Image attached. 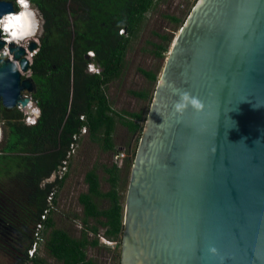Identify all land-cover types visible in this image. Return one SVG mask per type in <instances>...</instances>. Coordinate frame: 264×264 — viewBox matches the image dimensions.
<instances>
[{
	"label": "water",
	"instance_id": "1",
	"mask_svg": "<svg viewBox=\"0 0 264 264\" xmlns=\"http://www.w3.org/2000/svg\"><path fill=\"white\" fill-rule=\"evenodd\" d=\"M12 11L0 0V15ZM9 48L29 72L24 48ZM10 69L0 59L5 108L36 93ZM183 91L204 108L176 113ZM119 264H264V0H197L173 38L131 167Z\"/></svg>",
	"mask_w": 264,
	"mask_h": 264
},
{
	"label": "trees",
	"instance_id": "2",
	"mask_svg": "<svg viewBox=\"0 0 264 264\" xmlns=\"http://www.w3.org/2000/svg\"><path fill=\"white\" fill-rule=\"evenodd\" d=\"M157 1L160 0H31L43 18L42 34L38 36L40 50L30 62V77L36 85V93L31 98L41 109V115L36 125L28 126L17 107L0 105V122L5 133L0 150V176H9V182L18 186L15 196L33 217V222L43 225L44 252L57 264H98L87 257V251L106 247L100 238L115 242L116 247L121 245L126 200L123 180L127 178L126 168L133 165L136 149H126L132 156L123 163L114 160L104 166L110 185L106 192L102 190L97 168L86 172L88 192L79 199L84 227L79 237L59 228L54 212L45 220L42 216L50 209V197L57 204L58 193L69 176V171L63 175L60 171L65 162L70 170L73 155L68 156L76 142L74 137L84 127L88 129L85 136L106 153L120 151L114 137L117 124L126 127L132 135L138 134L140 139L146 117L143 109L117 110L112 107L107 91L121 76L130 43ZM165 17L175 28L185 20L175 14ZM121 27L123 36L119 34ZM154 34L158 39L151 43L150 52L159 60V65L155 69L138 68L151 82L158 80L173 40L172 32ZM89 51L95 53L91 60L98 65L99 75L86 71ZM129 93L143 100L152 98L145 89ZM53 175H56L55 181L44 184L45 178ZM106 200L109 205L103 209L100 203ZM29 238L23 253L26 259L19 264H47L41 256L27 258ZM115 257L119 261L120 251L115 252Z\"/></svg>",
	"mask_w": 264,
	"mask_h": 264
},
{
	"label": "rangeland",
	"instance_id": "3",
	"mask_svg": "<svg viewBox=\"0 0 264 264\" xmlns=\"http://www.w3.org/2000/svg\"><path fill=\"white\" fill-rule=\"evenodd\" d=\"M196 1L197 0H160L157 1L152 7V9L146 14L140 31L130 43L126 54V65L121 76L109 85L107 94L111 101L112 107L117 110L126 109L130 111L143 109L145 115L147 114L151 101L139 99L130 94L129 91L145 89L149 91L151 96H153L157 81L151 82L147 80L141 74L138 68L155 69L159 65V60L155 58L150 52V50L152 49L151 43L157 41L158 39L157 36L154 34L155 32H172L173 38L177 34L178 29L180 27L175 28L174 25L171 24V22L165 17V15L175 14L180 18L185 19L188 12L191 10ZM38 36L39 33L37 34L36 39H38ZM160 72L161 69L158 72V77L160 75ZM21 76L22 78L30 77V72H21ZM2 128L3 134L0 139V147L3 146L5 143V133L3 124ZM114 137L119 150L124 151L126 153V158L128 156L131 157L132 153H129V151L126 149H130V151H134L135 149H137L139 143L138 134H129L126 127L121 124H117V129ZM88 141V139H84L83 143L80 142L81 145L80 143L78 144V147L76 148L72 156L73 169L69 171L68 176H71L72 179H67L66 190L61 193L60 197H58L57 204H52V206L59 210L58 214L60 212L65 211L64 199H69V194L67 192V189H69L70 186L69 183L76 184L77 179L82 178L83 175L93 167H96L98 170V174L102 183V189L104 191H107L110 188V185L107 181V174L104 171V166H109L114 162L115 154H113L112 152H103L99 145L92 144ZM125 173L127 174V178L123 180V189L124 194L126 196L130 180L131 168H126ZM84 191L85 189L82 188L78 191V193ZM50 202L53 203L52 201ZM108 205V200L101 202V208L103 209ZM58 214H56V221L58 223V226H60L63 221H59V218L57 216ZM76 220L78 223L79 221L82 222L81 219ZM76 225L78 224L72 223V225L69 226L68 233L73 237H79L80 235L79 233L81 228L77 230L78 227ZM100 242L102 244L104 243L107 248L99 247L94 249H88L87 257L94 259L98 264H119L118 259L115 257V252L120 251V247H116L115 242H107L103 239L101 240V238ZM108 248L110 251L108 250ZM40 256L45 259L47 264H57L53 259L49 258L42 250L40 252Z\"/></svg>",
	"mask_w": 264,
	"mask_h": 264
},
{
	"label": "clouds",
	"instance_id": "4",
	"mask_svg": "<svg viewBox=\"0 0 264 264\" xmlns=\"http://www.w3.org/2000/svg\"><path fill=\"white\" fill-rule=\"evenodd\" d=\"M14 11L5 12L0 15V39L4 42V47L0 50V59L7 58L11 62L12 72H22L23 65L21 62L14 58L9 45L15 44L17 47H23L27 53L26 60L31 62L32 57L36 56L39 52V39H36L37 34H42V16L39 14L38 8L33 7L31 0H12ZM120 35H124V29L121 27L119 30ZM35 42L38 47L28 50L27 43ZM89 56L94 57L95 53L88 52ZM88 70L99 75V69L94 65L89 64ZM163 80L158 82V86L163 85ZM17 107L25 115V123L29 126H34L37 123L38 118L41 115V109L34 105L32 99H27V103H20ZM188 107L196 111H200L204 108L203 102L197 97L187 91L179 93V99L174 102L173 109L176 113H183ZM3 134L2 124L0 122V139ZM209 252L215 254L216 249L214 247L209 248Z\"/></svg>",
	"mask_w": 264,
	"mask_h": 264
},
{
	"label": "flooded vegetation",
	"instance_id": "5",
	"mask_svg": "<svg viewBox=\"0 0 264 264\" xmlns=\"http://www.w3.org/2000/svg\"><path fill=\"white\" fill-rule=\"evenodd\" d=\"M17 190L18 186L13 181L9 182V176H0V264H19L26 259L23 253L29 237L27 258L40 256L41 250L44 252L41 239L44 227L40 222L35 224L33 217L22 207L21 201L15 196ZM52 204L49 202L50 209L45 211L47 216L53 212L56 216L59 212ZM33 245L37 248L33 256L29 257L28 251Z\"/></svg>",
	"mask_w": 264,
	"mask_h": 264
},
{
	"label": "crops",
	"instance_id": "6",
	"mask_svg": "<svg viewBox=\"0 0 264 264\" xmlns=\"http://www.w3.org/2000/svg\"><path fill=\"white\" fill-rule=\"evenodd\" d=\"M129 134H131V133H129ZM84 139L85 140L88 139L89 140L88 142L92 143L91 140L89 139V137H86V136L83 137L82 140H80V142L83 143V140ZM81 143H80V145H81ZM92 144H94V143H92ZM121 163H123V162H120V164ZM71 169H73V164H72V167H70V170L68 169V171H71ZM85 175H86V173L83 175L82 178L77 179L76 184L69 183L70 186H69V189H67V192L69 194V196H68L69 199L68 200L64 199V202H65L64 210L65 211L64 212H60L57 215L58 218H59V221H61V220L63 221L60 224V226H58V223L56 221V216H55V221L57 223V226L59 228H61V229L63 228V230L66 231L67 233L69 231V226H71L72 223L78 224L76 226L78 227L77 230L79 228H81L80 233L84 229V227L82 225V222L79 221V223H78L76 219H81L83 217V206L80 204L79 199H80V196L82 194H85V193L88 192V185L85 182ZM68 178L69 179H72L71 176L68 177ZM55 179H56V177L54 179H52V180L50 178L49 179L45 178L44 184L49 183V182H53V181H55ZM101 185H102V183H101ZM66 188H67V184L65 183V185L63 186V188L58 193V197H60L61 193L63 191H65ZM71 188H72V190H71ZM82 188L85 189V191L84 192H81V193H78V191L80 189H82ZM104 192H106V191H104ZM76 194H77V197H76ZM58 197H57V200H58ZM100 206H101V203H100ZM79 216H81V217H79ZM101 240H102V238H101Z\"/></svg>",
	"mask_w": 264,
	"mask_h": 264
},
{
	"label": "built area",
	"instance_id": "7",
	"mask_svg": "<svg viewBox=\"0 0 264 264\" xmlns=\"http://www.w3.org/2000/svg\"><path fill=\"white\" fill-rule=\"evenodd\" d=\"M15 12V11H14ZM3 49V48H2ZM2 49H0V50H2ZM87 56L89 57V63L87 64V67H86V71L89 73V74H95V73H93V72H90L89 70H88V65L89 64H92L93 65V63H92V56H89L88 55V53H87ZM96 68H98V67H96ZM99 69V68H98ZM30 72V71H29ZM99 73H100V69H99ZM95 75H97V74H95ZM30 98H31V96H30ZM32 99V98H31ZM20 110V109H19ZM21 111V110H20ZM22 112V111H21ZM23 113V112H22ZM23 115H24V113H23ZM25 116V115H24ZM40 118V117H39ZM39 118H38V120H39ZM81 119L83 120V117H81ZM38 120H37V123H38ZM36 123V124H37ZM29 126V125H28ZM88 133V129H87V127H84L83 129H82V131H81V134L79 135V136H75L74 137V139H75V143L72 145V152L69 154V158L71 157V155H73V153L75 152V150H76V148L78 147V144H77V141L81 138V137H84L86 134ZM126 158V153L124 152V151H119V152H117V153H115V155H114V160L115 161H117V162H123L124 161V159ZM65 165H64V167L62 168V170L60 171V173H61V175H63L64 173H66L67 171H68V168H67V165H68V162H65L64 163ZM50 201H52V197H50L49 198V202ZM46 217H47V212H45L44 213V215L42 216V219L43 220H45L46 219ZM41 226V225H40ZM104 241H107V242H109L108 240H105L104 238H102ZM37 247H36V245H33L32 246V249L31 250H29L28 251V254H29V257H32L33 256V253H34V251H35V249H36Z\"/></svg>",
	"mask_w": 264,
	"mask_h": 264
}]
</instances>
